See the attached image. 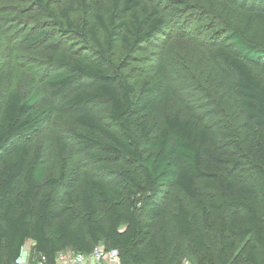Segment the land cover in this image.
<instances>
[{
  "label": "trees",
  "instance_id": "trees-1",
  "mask_svg": "<svg viewBox=\"0 0 264 264\" xmlns=\"http://www.w3.org/2000/svg\"><path fill=\"white\" fill-rule=\"evenodd\" d=\"M190 1L108 0L107 21L97 16L100 39L95 24L70 18L73 2L58 19L48 1L35 0L93 54L51 57L48 62L62 71L45 78L47 96L38 87L26 97L18 91L0 96V264H17L27 241L32 255H43L48 264L59 251L89 252L98 243L117 249L121 264H264V5L192 0L225 36L217 37L210 53L218 117L207 118L213 112L206 111L209 100L195 99L198 111L183 109L163 63L136 85L123 73L127 62L112 60L119 47L130 59L162 33L168 24L163 3ZM74 2L87 8L86 0ZM52 30L43 27L27 42ZM95 104L108 105L107 122L91 112ZM56 110L75 111L78 150L137 171L110 169L118 182L83 175L76 192L68 175L46 173L44 149L33 144V135ZM58 144L64 151L65 144ZM58 185L66 194L53 206L46 188ZM172 188L202 214L203 228L185 204H176L170 220L184 242L172 237L164 219Z\"/></svg>",
  "mask_w": 264,
  "mask_h": 264
},
{
  "label": "rangeland",
  "instance_id": "rangeland-1",
  "mask_svg": "<svg viewBox=\"0 0 264 264\" xmlns=\"http://www.w3.org/2000/svg\"><path fill=\"white\" fill-rule=\"evenodd\" d=\"M49 2L50 9L61 19V11L73 2L69 10L70 18L79 25L84 23L95 24L97 34L102 39L104 29L100 25L97 16L107 21L110 3L108 0H86L87 8L74 2V0H45ZM147 1V0H145ZM209 0H202V5ZM190 1L186 5H169L163 3L160 6L166 15L168 24L162 33L152 41L144 43L130 59L123 58L124 50L119 47L112 57L114 63L125 66L122 68L127 78L138 85L154 66L163 63L169 73L172 93L176 100L182 101V108L193 107L195 99L209 100L206 111L211 112L208 119L220 116L213 105L216 101L210 83L214 75L210 62L211 47L218 42L217 37L225 39L220 33L221 29L212 26L210 20L203 16L201 4ZM264 5V1H258ZM200 7V8H199ZM206 19V20H205ZM43 27L50 31L48 36L40 41L28 43V38ZM62 27V30L60 29ZM66 24L56 26L55 21L38 8L35 0H0V96L7 91H18L23 97L31 94L34 87L40 89L41 95L47 96L48 90L44 84L47 76L62 71L61 68L51 65L49 59L68 54L73 56L83 55L92 57L93 48L87 49L72 31L65 34ZM92 46L91 42L87 43ZM121 45L120 41L118 46ZM208 103V102H207ZM207 105V104H205ZM91 112L103 122L108 121V105L95 104L89 108ZM75 111L56 110L49 120L33 135V144H40L44 149V161L46 173L57 176L60 172L70 177L76 192L81 185L80 178L83 175L100 177L107 181L118 182L119 177L110 171L112 168H132L137 171V166L126 165L120 161L93 160L84 152L78 150L76 141L72 136V130L76 129L73 120ZM58 141L65 144V150L60 152ZM109 167V168H103ZM53 196V206H58L65 196V188L62 185L46 188ZM206 195V194H204ZM207 196V195H206ZM206 198V197H205ZM178 202L185 204L195 213L202 225L200 207L195 201L188 199L176 188H172L164 201V219L170 226L172 237L184 242L177 234L171 223L170 215ZM204 226L202 225V228ZM204 230V229H203ZM206 235L210 231L204 230Z\"/></svg>",
  "mask_w": 264,
  "mask_h": 264
},
{
  "label": "built area",
  "instance_id": "built-area-1",
  "mask_svg": "<svg viewBox=\"0 0 264 264\" xmlns=\"http://www.w3.org/2000/svg\"><path fill=\"white\" fill-rule=\"evenodd\" d=\"M17 264H48L43 255H32V242L27 241ZM54 264H121L117 249H108L98 243L89 252L66 249L57 252Z\"/></svg>",
  "mask_w": 264,
  "mask_h": 264
}]
</instances>
